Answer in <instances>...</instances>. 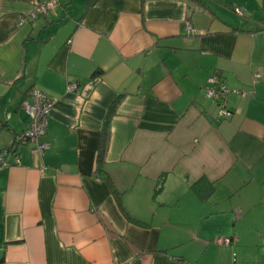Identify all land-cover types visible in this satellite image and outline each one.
<instances>
[{
  "label": "crops",
  "instance_id": "1",
  "mask_svg": "<svg viewBox=\"0 0 264 264\" xmlns=\"http://www.w3.org/2000/svg\"><path fill=\"white\" fill-rule=\"evenodd\" d=\"M37 2L0 0V264H264V0ZM33 87L43 154L17 141Z\"/></svg>",
  "mask_w": 264,
  "mask_h": 264
},
{
  "label": "built area",
  "instance_id": "2",
  "mask_svg": "<svg viewBox=\"0 0 264 264\" xmlns=\"http://www.w3.org/2000/svg\"><path fill=\"white\" fill-rule=\"evenodd\" d=\"M57 3V0H38L35 11L32 17L37 15H44L49 9ZM233 11L238 15H241L242 8L238 6L233 7ZM185 30L191 32V26L189 23H185ZM258 76V75H257ZM68 91H75L76 84L69 83L67 85ZM206 95L215 100L219 105L218 118L223 119L231 116V112L225 107L224 100L227 94L226 85L220 80L217 75H212L207 79V83L204 86ZM31 102L27 99L22 101V106L29 114V121L26 128L19 133L17 140L22 144H32L31 151L43 154V152L49 147L47 141H43L42 138L46 133V125L49 114L56 99L49 96L47 93L33 87L29 91ZM10 151V150H9ZM5 150L0 152V169L19 163V158L16 153H10ZM11 155V157H9ZM229 239H218L217 243L228 242ZM173 264H192L187 261L181 260L179 257L173 258Z\"/></svg>",
  "mask_w": 264,
  "mask_h": 264
},
{
  "label": "trees",
  "instance_id": "3",
  "mask_svg": "<svg viewBox=\"0 0 264 264\" xmlns=\"http://www.w3.org/2000/svg\"><path fill=\"white\" fill-rule=\"evenodd\" d=\"M116 104H117V100H115L114 102H113V104H112V106H111V109H110V111H109V114H108V116L109 117H111V114L113 113V111H114V108L116 107ZM106 123H107V121L105 122V126L103 127V133H102V137H101V153L99 154V156H98V160H97V168H96V174L99 176V177H101V178H103V179H105V180H107L109 183H111V181H110V177H109V175L108 174H106V172H105V170H104V167H103V156H104V151H105V145H106ZM18 141V140H17ZM12 153H16L15 151H13L12 149H9ZM2 151H5V150H2ZM1 151V152H2ZM164 178V176H162L161 177V180H159V184H158V186H157V188H158V190H160V188H161V186H162V179ZM205 182H207L206 181V179L205 178H203V179H201V180H199L198 182H195V183H193V185H192V188L195 190V192H197V194L201 197V198H204L205 197V194H204V188H205V190L207 189V192H208V190L211 188V184L210 183H205ZM206 185V187H205V185ZM157 190V191H158ZM113 193L115 194V196H116V199H117V202H118V204H119V206H120V208L122 209V211L124 212V209H123V206H122V204H121V202H120V197H121V193L120 192H118L115 188H113ZM125 215H126V217H127V219L128 220H131V218H129L128 216H127V214L125 213Z\"/></svg>",
  "mask_w": 264,
  "mask_h": 264
}]
</instances>
